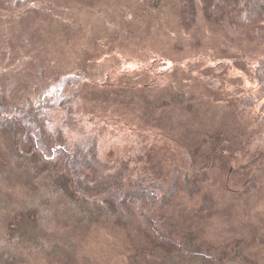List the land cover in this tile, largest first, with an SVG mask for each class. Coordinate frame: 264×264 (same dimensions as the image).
<instances>
[{
  "label": "rangeland",
  "instance_id": "374dc122",
  "mask_svg": "<svg viewBox=\"0 0 264 264\" xmlns=\"http://www.w3.org/2000/svg\"><path fill=\"white\" fill-rule=\"evenodd\" d=\"M184 1L0 0V85L11 107L23 106L60 77L77 76L65 91L76 120L97 136L105 161L129 168L125 182L187 173L210 206L198 210L200 201L181 192L164 219L205 248L242 241L247 260L264 264L262 101L233 107L261 93L254 69L264 50L227 16L209 18L200 0H191L190 19ZM175 94L190 95V107L168 105ZM220 133L232 146L216 153L209 138ZM102 234L80 244L73 264H130L122 235Z\"/></svg>",
  "mask_w": 264,
  "mask_h": 264
},
{
  "label": "trees",
  "instance_id": "16d2710c",
  "mask_svg": "<svg viewBox=\"0 0 264 264\" xmlns=\"http://www.w3.org/2000/svg\"><path fill=\"white\" fill-rule=\"evenodd\" d=\"M192 1H184L190 19ZM200 4L211 19L227 16L236 34L249 29L264 50V0ZM254 73L262 87L258 98L242 96L233 107L237 113L245 112L262 101L264 119V60ZM79 82L77 76L60 77L34 100L14 107L0 85V264H73L80 244L96 240L98 233L121 234L130 264L257 263L247 260L242 241L229 249L205 248L173 227L171 218L164 219L163 210L181 192L200 201L198 210L210 206L209 196L187 173L176 171L166 181L139 175L138 180L125 182L129 168L105 161L97 136L85 133L76 120L74 99L65 91ZM163 98L157 108L164 105ZM171 98L168 105L174 110L190 107L188 94ZM57 113L62 118L53 120ZM209 139L216 153L232 146L230 134ZM252 142L246 143V154L253 151Z\"/></svg>",
  "mask_w": 264,
  "mask_h": 264
}]
</instances>
